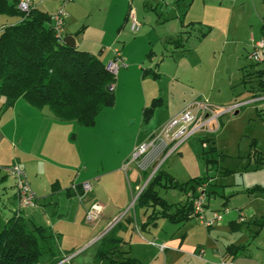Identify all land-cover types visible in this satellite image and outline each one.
I'll return each mask as SVG.
<instances>
[{
    "label": "rangeland",
    "instance_id": "374dc122",
    "mask_svg": "<svg viewBox=\"0 0 264 264\" xmlns=\"http://www.w3.org/2000/svg\"><path fill=\"white\" fill-rule=\"evenodd\" d=\"M56 5V1L47 0L37 7L51 13ZM64 8L68 33L84 26L72 35L77 44L94 46V53L102 48L100 59L104 64L112 59L113 50L119 49L125 65H119L114 73L113 104L101 109L92 126L71 121V126L58 130V150L68 159L43 153L25 167L27 180L41 170L40 178H35L41 180V190H47L45 200L50 197L58 201V193L49 190L54 178L58 177L63 188L71 180L82 178L92 187L98 179L97 187L104 197L98 199L99 208L92 213L96 218L84 223L93 234L112 216L115 215L110 226L132 209L139 189L157 169L178 182L202 180L208 192L205 219L213 211L227 208L234 214L241 212L245 223L232 231L224 221L207 227L198 217L181 223L159 218L148 231L131 227L127 233L118 232L126 241L129 256L136 258V264H228L220 252L233 243L247 245L246 254L264 262V225L254 235L259 227L257 221L264 218V194L260 190L264 189V109H260L264 98L243 105L237 114L219 115L174 151H170V143L153 160L145 157L148 154L137 159L129 155L132 147L142 142L146 130L157 133L187 108L193 111L199 103H205L213 113H219L236 96L239 100L247 97L239 96L248 89L240 81V67L248 65L245 55L251 48V39L259 37L264 0H73ZM128 10L140 24L137 32L131 31L129 17L123 21ZM157 98L160 105L144 120V108ZM36 141L25 139L18 146L31 150ZM136 176L140 183L134 190L131 182ZM254 186L260 189L249 192ZM155 189L169 203H183L186 199V194L177 188L156 185ZM53 209L54 205H47L45 211L36 213L35 220L31 215L28 218L52 230L49 217ZM100 212L102 221L92 227ZM0 219L4 221L1 211ZM68 223L67 219L59 223L65 244L72 242ZM161 244L165 247L162 252L157 248ZM96 246L79 254H64L70 256L66 264H108L106 258L95 261ZM41 258L38 264H42L44 257ZM61 260L67 261L65 257Z\"/></svg>",
    "mask_w": 264,
    "mask_h": 264
},
{
    "label": "trees",
    "instance_id": "16d2710c",
    "mask_svg": "<svg viewBox=\"0 0 264 264\" xmlns=\"http://www.w3.org/2000/svg\"><path fill=\"white\" fill-rule=\"evenodd\" d=\"M16 3L17 0H0V14L20 17L19 22L5 25L0 30V97L3 98L0 108L6 109L23 97L38 109L47 107L58 120H73L81 126H92L101 109L114 102L115 74L106 68L98 55L58 40L50 26L48 11L33 7L28 12H22ZM128 14H125L124 21ZM259 84L264 85V80L260 79ZM158 105L159 98L153 99L151 105L144 108V120ZM258 155L262 159L259 152ZM202 182L195 178L178 182L157 169L132 204L133 219H136L135 213L140 208H150L145 221L139 224L142 229L154 226L159 218H166L172 223L192 218L190 197L186 196L183 203H169L158 195L155 187L177 188L195 197ZM73 185L74 188L70 186L67 192L81 196L80 183ZM255 189L260 188L254 186L248 191ZM260 190L264 194V189ZM205 193L208 195L206 189ZM243 223L245 220L229 222L230 230H238ZM257 223L259 227L254 235L264 225V218ZM119 224L117 221L99 238L96 262L106 258L108 264L137 263L130 256H113L122 243L116 234ZM53 242L52 232L25 218L18 210H14L4 221L0 219V264H38L45 254L48 256L45 264H56L63 257L53 251ZM246 250L245 244H227L224 261L231 262L236 256L245 255Z\"/></svg>",
    "mask_w": 264,
    "mask_h": 264
},
{
    "label": "crops",
    "instance_id": "0c3cea01",
    "mask_svg": "<svg viewBox=\"0 0 264 264\" xmlns=\"http://www.w3.org/2000/svg\"><path fill=\"white\" fill-rule=\"evenodd\" d=\"M72 1L73 0H69L68 3L70 4L72 3ZM129 11L130 10H128L127 12ZM125 14H124V17H125ZM129 14H128V17H129ZM124 17H123V21H124ZM66 19H65V24H64V34L65 35L67 36L77 35L79 33L78 31L80 28H82V30L84 29L83 28L84 26H81L78 30H76V32L68 33V30H67L68 14H67ZM19 21H20L19 16L0 14V30L5 25L15 24ZM262 23L260 25L259 37L257 39H259L262 34ZM254 41H255L254 38H252L251 47ZM75 45L77 46L78 49H79L78 46L81 45L80 47L83 49H80V50H84L91 54L98 55L100 58L102 48H98L97 52L94 53V46H89V44H85V43L77 44V42H75ZM247 52H246V55H247ZM248 62L249 63L247 66L240 67L242 70L240 81L242 83H245L244 87L247 86L248 89L246 93H242L239 96L247 95L245 99H250L256 95L264 94V85L259 84L260 79L264 80V62L258 63V64H254V63L252 64L249 60ZM244 75L246 76L244 77ZM257 87L260 89V91L256 90ZM252 91H255V93ZM239 99L240 98L236 96L231 103L241 101ZM2 101H3V98L0 97V107H1ZM257 101L259 100H256L254 102H257ZM250 103H253V102H250ZM242 107L244 106H241L240 108ZM261 108L262 110L264 109V107H260V109ZM238 110L235 111L234 114L235 113L237 114ZM71 121L73 120H64V121L58 120L51 115L47 107L38 109L32 106L23 97H19L12 106L6 109L0 108V166H6V165L13 164V163H17L24 170L26 166H29L31 162L41 157L43 153L47 154L48 157H52V158L60 157L61 159L62 158L68 159V156L65 153L60 154V150H58L59 148H58V145L56 144V140L60 136V132H61L58 130H62L64 128H67L68 126H71L72 124L70 123ZM155 133L156 132H154V130L152 132H147L146 130V133H145V136L142 142H146L150 140L155 135ZM35 135H37L41 139L34 137ZM35 138L40 143L37 144L38 141H36V144L33 143L31 150H25L24 147L20 148V146H18L19 142L25 139L31 142ZM12 143H15L16 146L15 144L12 145ZM139 144L137 143L132 147L131 152H129V155L132 153L134 148L137 147V145ZM145 171L146 170L144 169L142 170L141 177L143 179L145 177ZM127 172L128 171H126V174L128 176ZM41 174H42L41 170H39V172H36V176L38 178H40ZM36 176H32L31 178L32 180L29 181L31 188L33 189V191L36 193V196H37L35 206L32 208L20 210V213L27 219H30L28 218V215H31L33 219L35 220L34 216H36V213L39 210L45 211V206L54 205V209H53L54 213L52 214V216L49 217L50 224H51L50 227H52L51 228L52 230H49V231L52 232L54 235L53 251H55L56 255L60 257H65L66 255L64 254H67L72 251H74V253L76 254H79L81 253L80 251L86 249L89 246L97 245L96 247H98L99 238L113 226V225L110 226L109 223L115 217L114 215L109 220H106V222L103 223L104 225L102 226V228L97 230L95 234L87 231L88 229L84 223L86 221L93 220L94 218H96V215L94 214L93 218L91 219H87L86 215L88 212L92 214L95 209H98L99 205L96 203L98 202V199L104 197V195L100 194V190L97 187L98 179L94 181V183L96 182V184L90 187V191L86 195L80 197L79 195L75 193L69 194L67 192V188H69L73 184L84 182V180H82L83 178L79 180H71L70 185L66 187L64 186L63 188L62 185L60 184V181L58 180V177H56L54 178V180H51L49 183V190L52 193L53 192L58 193V201H52L50 197H49L50 200H48L49 198L45 200L44 193H46L47 190H44L45 188L41 190V180L40 179L37 180V178H35ZM139 181L140 180L138 176H136V178L131 182L132 184H134V190L138 189V186L140 183ZM41 195L43 196L42 200L39 199ZM63 196H64V199H63ZM123 196L124 195H121V197ZM86 197H88V199H86ZM107 199H110V198L107 197ZM122 205H125V204L123 203ZM15 207H16V196H15L14 181L12 177L6 175L2 170H0V211L2 212V217L4 219L9 217L12 214V212L15 210ZM55 211H57V213ZM149 212H150V208H140L135 213L136 219H133L134 218L133 211L131 208H129L121 216L120 220H118L120 224L118 226V230L116 234L122 239V243L120 247L116 250L117 251L116 254L118 255L117 258H120L122 256H129L128 250L126 249V246L124 245L126 244V241L122 236L118 234V232L127 233L131 227L134 228L135 230L148 231L151 227H154L157 224V220L154 226H149L144 229H142L139 226V224L145 221L146 216L148 215ZM240 216L244 218L241 212L234 214V213L227 211L223 213V216L220 221H224L229 225V222L231 221L237 222ZM52 219L54 222L52 221ZM66 219L69 220L68 230H70V233L72 236L71 244H65V242L62 241V237H63L62 231L64 230L63 228H61V225L59 223L62 220H66ZM102 219H103L102 212H100L97 215V219L95 220L96 223L93 224L92 227H96L97 224H99L102 221ZM225 247L226 245L224 246L223 250L220 252L221 259L223 260L225 257L224 255ZM157 248L160 252H162L165 249L164 247L162 250H160L159 245H157ZM74 253H71V255ZM116 254L114 253L113 256H115ZM42 257H44V259L42 260V264H45L48 259V256L47 254H45ZM67 262H69V260H67L65 263H62V260H60L56 264H66ZM228 264H264V262H262L261 259L258 260V259L253 258L252 255L250 254H245V255L242 254V255L236 256L231 262H228Z\"/></svg>",
    "mask_w": 264,
    "mask_h": 264
},
{
    "label": "built area",
    "instance_id": "2783aa9c",
    "mask_svg": "<svg viewBox=\"0 0 264 264\" xmlns=\"http://www.w3.org/2000/svg\"><path fill=\"white\" fill-rule=\"evenodd\" d=\"M47 0H17L16 7L22 12H28L31 8L37 7L38 3ZM56 1L57 5L55 9L50 13L49 20L50 26L54 32L55 37L62 41L65 39L64 34V24L67 17V12L64 8L65 4L69 0H51ZM131 20L130 29L133 32H137L140 28L139 22L136 20L133 13L129 14ZM246 58L251 63H263L264 62V21L262 23V34L259 39L253 42V45L249 52H247ZM119 65L124 66L123 58L119 49L113 50L112 59L106 64V68L110 70L113 74L116 72ZM264 98V94L256 95L250 99H245L237 102H233L226 107L222 108L221 112L213 113L209 106L205 103H199L198 108L185 109L177 117H174L168 123H166L150 140L140 143L134 148L132 152V158L137 159L139 156L148 157V160H153L157 155L161 154L163 149H165L170 143L172 144L171 150L174 151L180 146V144L185 141L191 134L195 133L204 126L212 123L218 118L219 115L223 113H234L241 106L254 102L256 100H261ZM218 126V125H217ZM6 175L12 177L14 181L15 196H16V207L23 210L26 208H32L35 206L37 199L36 193L30 186L29 181L26 178L25 171L17 164L13 163L6 166H0ZM82 189V196L86 195L90 191V183L84 181L80 183ZM74 188V185H72ZM187 197L192 199V216L198 217L199 221L205 224L207 227L213 226L218 221L221 220L223 213L227 212V208H223L221 211H213L212 216L205 219V189L202 186L197 187V194L195 197H191L190 193L186 194ZM87 219L93 218V215L88 212L86 215ZM242 216L239 217L238 221H243ZM163 245H159V249L162 250ZM70 256H65V260H68Z\"/></svg>",
    "mask_w": 264,
    "mask_h": 264
},
{
    "label": "water",
    "instance_id": "95a60500",
    "mask_svg": "<svg viewBox=\"0 0 264 264\" xmlns=\"http://www.w3.org/2000/svg\"><path fill=\"white\" fill-rule=\"evenodd\" d=\"M64 41H65L66 44H68V45H70V46L75 45V40H74V38H73L72 35H68V36H66L65 39H64ZM235 114H236V113H235ZM135 198H136V197H135Z\"/></svg>",
    "mask_w": 264,
    "mask_h": 264
}]
</instances>
